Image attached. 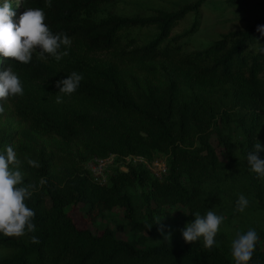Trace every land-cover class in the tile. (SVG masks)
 I'll return each mask as SVG.
<instances>
[{
    "label": "trees",
    "instance_id": "obj_1",
    "mask_svg": "<svg viewBox=\"0 0 264 264\" xmlns=\"http://www.w3.org/2000/svg\"><path fill=\"white\" fill-rule=\"evenodd\" d=\"M111 1L51 0L49 8L46 0H24L17 7L19 15L26 8L43 9L50 30L65 33L72 44L62 46L70 56L55 61L57 65L5 58L16 73L40 84L35 89L26 86L29 81L23 83L24 94L15 99V112L23 124L14 151L23 162L25 184L36 186L26 200L35 212L36 231L22 237L0 233V264H235L217 243L209 250L173 237L166 242L158 225L150 230L146 225L154 223L166 204L193 208L205 179L238 162L235 143L222 127L233 122L241 127V151L246 156L256 139L264 138V37L257 31L264 17L247 29L224 33L204 49L186 51L182 36L172 35L173 28L189 12H200L207 0H192L173 9L158 7L147 15L111 12L98 17L100 5ZM150 25L158 28L157 35L138 45L131 30ZM197 27L194 19L185 33ZM79 50L114 51L120 63L83 56ZM159 59L166 61L165 80L157 72ZM129 63L147 69L152 77L131 73ZM73 71L84 77L77 91L59 94L56 82ZM58 94L62 103H56ZM214 133L228 152V161L212 143ZM111 153L150 160L161 157L168 170L159 178L144 163L135 162L127 169L116 166L109 182L101 183L86 162L93 155ZM25 156L40 166H30ZM252 182L260 187L258 176ZM130 186L141 188L147 220L137 219ZM78 202L88 205L92 221L104 210L123 206L134 227L157 240L141 243L117 236L111 227L96 233L79 226L66 209ZM32 235L40 243H32ZM249 264H264V241L258 240Z\"/></svg>",
    "mask_w": 264,
    "mask_h": 264
},
{
    "label": "rangeland",
    "instance_id": "obj_2",
    "mask_svg": "<svg viewBox=\"0 0 264 264\" xmlns=\"http://www.w3.org/2000/svg\"><path fill=\"white\" fill-rule=\"evenodd\" d=\"M189 1L192 0H113L100 5L96 15L101 17L111 12L127 15H147L158 7L173 9ZM12 3L15 12V16L12 19L14 23H18L20 15L18 14L15 0H12ZM262 17H264V0H207L200 12H189L175 26L172 35L182 36L181 41L184 50L196 51L204 49L224 33L232 30L247 29L255 20ZM194 19L198 20V27L194 32L186 34L185 32L190 28ZM157 32L158 28L150 25L136 27L131 30L130 34L136 37L138 45H143L153 39ZM166 42L167 40L164 43ZM61 51H64L63 48H61ZM78 52L83 56L87 55L92 58L120 63L118 54L114 53V51L79 50ZM38 55L39 49L33 53L32 59L57 65L56 60L52 56L45 54L46 58L41 60L37 58ZM69 56L63 59H68ZM165 62L162 59L155 61L158 66L157 72L164 80L167 78L164 67ZM8 66H11V63L0 57V72H3ZM126 66L131 73H135L140 77H152L147 69H143L145 70L143 71L130 63ZM16 74L22 84L29 81L26 86L38 88L40 80L29 76L25 78V74L22 73ZM16 98L17 96H10L7 101H0L5 108L4 113L0 114V151L5 149L7 145H12L15 148V144L21 139L20 127L23 122L15 112ZM221 129L222 132L229 133L235 143L234 155L237 157L238 162L228 171L205 179L202 196L193 208L187 205L166 204L157 213V218L165 216L162 222L171 227L173 238H177L185 245L203 247L201 241L186 243L182 237L181 229L185 228L186 224L193 220V213L199 212L203 216L207 211L212 210L217 215H223L225 219L215 240L221 248L232 255L231 243L238 232L245 233L249 229H255L261 242L264 241L262 237L264 233V180L258 178L260 187L255 186L252 182L253 177H257V174L250 171L247 164V156L241 151V127L233 122L231 126L222 127ZM259 141L264 145V138H260ZM212 143L217 147L220 157L228 161L229 154L220 142L217 133L212 135ZM42 146L46 150L45 153L48 154L50 150L45 148L44 144ZM258 155L261 159H264V150L260 151ZM183 180L187 183L189 181L186 176L183 177ZM129 192L134 198L137 219L147 220V205L141 188L130 186ZM241 194L249 200V205L243 212L236 210V202ZM87 207L86 203L78 202L69 204L66 209L79 226H87L96 233H101L105 227H111L117 236L122 238L138 239L141 243L150 244L155 243L157 240L151 234L136 229L127 218L123 206L117 205L112 209L104 210L95 221L89 219ZM184 211L189 214H185ZM2 251L5 252V249L2 248Z\"/></svg>",
    "mask_w": 264,
    "mask_h": 264
},
{
    "label": "clouds",
    "instance_id": "obj_3",
    "mask_svg": "<svg viewBox=\"0 0 264 264\" xmlns=\"http://www.w3.org/2000/svg\"><path fill=\"white\" fill-rule=\"evenodd\" d=\"M21 3H24V0H15L16 7H19ZM45 6L50 8L51 0H46ZM14 16L12 0H0V57L28 64L37 49H39L37 58L41 60L46 58L45 54L52 56L56 61L69 55L67 50L61 51V48L62 46L70 48L72 40L65 33L54 34L50 30L45 23L43 9L26 8L20 15L18 23L13 22ZM257 31L261 37H264V25L257 26ZM261 51H264V48ZM83 79V74L76 71L71 72L67 78L56 82L58 93L72 95L77 91ZM23 94L24 88L21 80L11 66L0 72V101H7L10 96H22ZM59 94L56 96V103L63 102V96ZM4 111L5 108L0 103V114ZM262 150H264V145L256 139L254 147L247 154V164L250 171L264 180V159L258 155ZM24 159L32 167L40 166L36 160L28 156ZM22 163L12 145H7L4 151H0V233L6 237H22L26 233L36 231V225L33 223L35 212L26 204V200L31 198L36 186L31 182L25 184L24 174L20 170ZM41 183L44 181L42 180ZM248 205L249 200L243 194L239 195L236 210L243 212ZM184 213L189 214L185 211ZM193 214L195 219L181 229L182 237L186 243L201 241L203 247L211 250L216 245L215 237L225 217L217 215L212 210L207 211L203 216L199 212ZM164 217L155 218L154 223L147 224L146 227L150 230L153 224L158 225L157 231L163 240L171 243V227L162 222ZM258 240L259 236L255 229L236 234L231 243V253L235 264H249ZM31 242L40 243V240L32 235Z\"/></svg>",
    "mask_w": 264,
    "mask_h": 264
},
{
    "label": "built area",
    "instance_id": "obj_4",
    "mask_svg": "<svg viewBox=\"0 0 264 264\" xmlns=\"http://www.w3.org/2000/svg\"><path fill=\"white\" fill-rule=\"evenodd\" d=\"M135 162L144 163L159 178L163 177L168 170V164L164 158L158 157L150 160L142 155H118L117 153H111L107 156L93 155L87 160L86 167L99 182L108 183L109 174L116 166L127 169L130 163Z\"/></svg>",
    "mask_w": 264,
    "mask_h": 264
}]
</instances>
